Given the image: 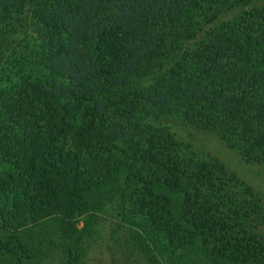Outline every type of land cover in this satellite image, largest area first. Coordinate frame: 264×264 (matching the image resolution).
<instances>
[{
  "label": "trees",
  "instance_id": "16d2710c",
  "mask_svg": "<svg viewBox=\"0 0 264 264\" xmlns=\"http://www.w3.org/2000/svg\"><path fill=\"white\" fill-rule=\"evenodd\" d=\"M259 1L0 0V264H82L116 201L153 264H264V197L160 124L264 165Z\"/></svg>",
  "mask_w": 264,
  "mask_h": 264
},
{
  "label": "rangeland",
  "instance_id": "374dc122",
  "mask_svg": "<svg viewBox=\"0 0 264 264\" xmlns=\"http://www.w3.org/2000/svg\"><path fill=\"white\" fill-rule=\"evenodd\" d=\"M258 3L264 4V0H260ZM11 23L5 22L4 24ZM27 31L30 32L29 37L21 36L27 40L26 45H36L42 50L49 48L48 40L43 36L35 35L30 38L34 31H39L35 26L29 25ZM141 83L148 85V81ZM160 124L183 144L182 152L186 156L193 157L198 161L216 159L221 163L225 167L223 177L228 181L232 192L241 195L245 186L264 197V165L246 162L218 135L201 130L189 124L182 117H164ZM127 214L126 202L122 204L118 201L110 203L104 211H100L91 233L86 236L87 253L82 264H153L151 257L137 251L136 248L140 250L136 239L137 222ZM79 222L82 227L84 225L83 218H80ZM262 231L264 234V227ZM192 255L193 253L189 257ZM198 255L202 257L200 254ZM187 261V263L180 264H205L198 258ZM52 264L63 263L60 260H55Z\"/></svg>",
  "mask_w": 264,
  "mask_h": 264
}]
</instances>
